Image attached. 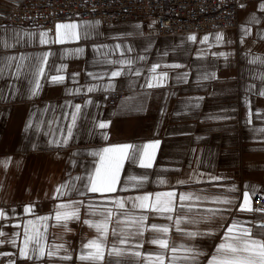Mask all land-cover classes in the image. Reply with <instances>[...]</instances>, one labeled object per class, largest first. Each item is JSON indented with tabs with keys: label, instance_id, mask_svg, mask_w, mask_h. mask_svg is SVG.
<instances>
[{
	"label": "crops",
	"instance_id": "1",
	"mask_svg": "<svg viewBox=\"0 0 264 264\" xmlns=\"http://www.w3.org/2000/svg\"><path fill=\"white\" fill-rule=\"evenodd\" d=\"M23 1L0 0V264H108L109 252L122 264H159L157 255L163 264H209L223 255L217 246L225 242L228 226L235 222L233 233L239 234L252 227L249 221L264 219L236 210L244 203V191L251 209L256 196L264 197V64L252 63L264 60L259 7L264 0L241 8L234 30L160 36L151 20L108 26L76 20L62 23L76 25L60 30L75 33L62 42L57 25L52 30L6 25ZM46 53L44 74L34 78L29 65ZM125 60L132 64L109 63ZM17 64L24 65L19 74ZM114 70L121 75L110 78ZM164 74L158 86L147 87ZM53 75L64 76V82L52 83ZM113 93L124 97L111 104ZM76 105L81 111L73 125ZM100 122L108 127L99 129ZM156 141L158 147L146 149L153 154L151 168L141 167L138 159L126 160L115 193L84 191L79 178L98 166L99 157L92 153L123 144L133 145L132 152ZM169 191L177 194L173 211H152L155 194ZM146 194L149 207L134 206ZM181 195L187 198L180 200ZM225 198L234 204L222 203ZM61 204L69 205V212L78 209L80 220L67 221V228L63 220L57 222ZM221 209L229 211H217L214 218V210ZM108 211L112 221L101 246L104 260H81L95 252L85 245L102 239L95 226L83 221L102 223ZM121 212L126 215L115 224ZM141 216L147 219L134 223ZM151 224L169 231L156 233ZM113 226L117 236L111 234ZM157 235L167 240L168 249L147 242Z\"/></svg>",
	"mask_w": 264,
	"mask_h": 264
},
{
	"label": "snow or ice",
	"instance_id": "2",
	"mask_svg": "<svg viewBox=\"0 0 264 264\" xmlns=\"http://www.w3.org/2000/svg\"><path fill=\"white\" fill-rule=\"evenodd\" d=\"M261 12H264V3L259 5ZM76 25L75 24H58L56 26V36L58 41L62 42L65 37H70L74 36L75 33L71 31H65L63 34L61 33V29H75ZM247 30H245V33ZM191 40H196L195 36L189 37ZM205 40L208 38L205 37ZM222 39V35L218 34L216 36V40L219 41ZM42 43H45V41H41ZM130 51V49H129ZM47 53L44 55L43 58H37L35 63H32L29 65V70L31 71L32 76L35 78L37 76L43 75L44 74V68L42 66V62L47 61ZM223 55V54H221ZM9 59H15L13 57H9ZM23 59V58H22ZM140 59H143L141 57ZM257 60H259L260 63L264 64V60H261L259 58L255 59L252 61V63H256ZM109 63H114V64H127L131 65L132 61L131 60H125V61H110ZM24 65L22 64H17V74H19V70L23 68ZM156 67L158 65L153 66L151 68L152 72H155ZM176 67H179L176 65ZM58 72L60 71L59 69L57 70ZM129 72L131 73V69H129ZM135 75H140L139 71H136L134 73ZM78 75V74H74ZM89 75H93V78H102L99 76H96L92 73H89ZM121 75V70H114L111 71L110 73V78H115L119 77ZM167 74H164L162 78L157 79V84H153L149 82L147 84V87H155L158 86L159 82L161 79H166ZM64 76L62 75H53L51 80L52 83L58 84V83H63L64 82ZM261 79L264 80V75L261 76ZM36 87H39V82L37 81ZM111 87V85H109ZM89 92L93 91L92 88L88 89ZM35 95V91L32 93ZM261 95H264V92L260 93ZM76 112L72 114V121L73 125L75 124L76 121V113H79L81 111V108L79 105L75 106ZM70 125L67 129L68 135L71 136L72 133V126ZM98 128L99 129H106L108 127L107 123L100 122L98 123ZM261 131H264V129H261ZM159 141H156L152 144L144 145L143 149L136 147L132 152H129V149H133V145L131 144H123V145H116V146H111V147H104L102 148L99 152H94L92 153L93 156H98V166L95 167L94 173L89 174L86 178L80 177L79 179L82 181V186L84 191L90 192V193H97L106 196L107 194H112L115 193L117 190L118 184H120V178L119 174L121 172L122 166L124 161L130 160L133 163L139 160V164L141 167L144 168H151L152 167V159H153V154L146 151L148 148L155 149L158 147ZM6 163V162H3ZM86 179V182H84ZM213 180L219 179L217 177H213ZM179 183H184V181H179ZM139 186V185H137ZM230 191H235V189H230ZM176 193L169 191L165 193H156L155 194V202L151 205L152 211L159 213V214H164V213H169L173 211V199L176 197ZM253 195H257L256 191L253 190ZM165 198V199H162ZM151 196L150 194H146L141 197H137L136 200L140 201L139 205H134L138 206L141 209H146L149 207L147 202L150 200ZM187 197L184 195L180 196V200H184ZM249 199V193L248 191L243 192V200L244 203L239 205L236 210L238 211H253V209L247 207V201ZM219 200V198H217ZM78 204H82L83 202H74ZM119 206L121 208L124 207V203L122 201H117ZM222 203L225 204H234L233 200H229L225 198ZM69 205L61 204L59 208L61 209L60 211L56 212L55 219L57 222H61L63 220V226L67 228V221L72 220V221H79L80 216H79V211L78 209L76 211H66ZM91 208L92 206L89 205ZM25 212H31V208H25ZM220 211V212H227L229 209H221V210H214L213 212V217L215 218V212ZM255 211L264 213V208L261 209H256ZM94 215L95 213H91ZM4 215L2 212H0V216ZM126 215L125 213L121 212L118 214V217L115 221V224H121L122 221L119 219V216H124ZM41 219L47 220L48 217H42ZM147 217L141 216L139 221H134V223H143L144 220H146ZM166 219L172 220L173 217L171 215L166 216ZM225 218L223 216L219 217L220 221H223ZM112 221V213L110 211L106 212L104 214V221L102 223H96L95 225L90 224L88 220H84L83 223L89 224V226H95L97 229V232L100 234V237L102 238L100 242L97 241H92L88 245H85V247H90L94 248L95 252L89 253L87 256H81V260H91L93 262L96 261H103L104 260V254L101 251V246L103 240H106L108 238V232L109 229L107 225ZM178 223V221H177ZM249 224H252V227H247V228H241L239 231V234H234L233 229L237 227L236 223L233 222L231 226H228L226 228V233L224 234V240L225 242H221L217 246V253H223V255L219 256H213L212 259L209 261V264H264V219L261 221H256V222H248ZM218 226H222L218 223ZM253 228L257 229L255 233H253ZM150 230L154 231L159 234L167 233L169 230L167 227H161L156 224H151L150 225ZM179 230V229H178ZM111 234L113 236H117L118 232L115 226L111 228ZM212 233H204L202 235H211ZM4 235V233L0 232V236ZM187 235H193L191 233ZM230 241V242H229ZM148 243L154 244V245H159L162 249H168L169 244L166 239L160 238L159 235L156 237H153L147 241ZM27 243V241H26ZM175 249H173L174 251ZM21 254L28 259H31V257L27 256V253L24 252V250H21ZM51 255V253H49ZM116 256H120V252L115 253ZM132 256H140L139 252H134L131 253ZM109 260L108 264H122L121 260H112L111 257L113 256L112 252L108 253ZM40 256H37L36 259H40ZM64 259H71V257H63ZM194 259V257H193ZM157 260L159 261V264H163V259L161 258L160 255H157Z\"/></svg>",
	"mask_w": 264,
	"mask_h": 264
},
{
	"label": "built area",
	"instance_id": "3",
	"mask_svg": "<svg viewBox=\"0 0 264 264\" xmlns=\"http://www.w3.org/2000/svg\"><path fill=\"white\" fill-rule=\"evenodd\" d=\"M263 0H24L5 19L6 25L52 30L67 21L98 20L102 26L151 20L156 34L172 36L234 30L239 10ZM109 97L111 104L123 98ZM264 197L252 203L254 216L264 213Z\"/></svg>",
	"mask_w": 264,
	"mask_h": 264
},
{
	"label": "bare ground",
	"instance_id": "4",
	"mask_svg": "<svg viewBox=\"0 0 264 264\" xmlns=\"http://www.w3.org/2000/svg\"><path fill=\"white\" fill-rule=\"evenodd\" d=\"M7 26H9V25H7Z\"/></svg>",
	"mask_w": 264,
	"mask_h": 264
}]
</instances>
